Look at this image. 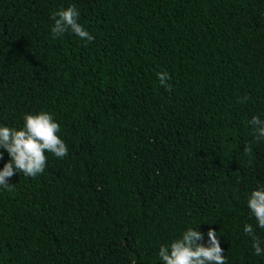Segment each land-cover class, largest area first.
Instances as JSON below:
<instances>
[{
	"label": "trees",
	"instance_id": "trees-1",
	"mask_svg": "<svg viewBox=\"0 0 264 264\" xmlns=\"http://www.w3.org/2000/svg\"><path fill=\"white\" fill-rule=\"evenodd\" d=\"M71 5L92 42L53 38ZM41 110L68 155L0 187V264H162L189 227L204 246L215 231L227 264H264L243 232L264 240L246 204L264 186L249 124L264 119V0H0V126Z\"/></svg>",
	"mask_w": 264,
	"mask_h": 264
},
{
	"label": "clouds",
	"instance_id": "clouds-1",
	"mask_svg": "<svg viewBox=\"0 0 264 264\" xmlns=\"http://www.w3.org/2000/svg\"><path fill=\"white\" fill-rule=\"evenodd\" d=\"M51 19L53 38L71 32L86 43L94 40V37L79 23V12L75 5L54 12ZM157 79L162 87L170 90L167 82L171 77L167 72L157 73ZM247 99V96L243 97V101ZM249 124L255 140L257 142L264 140V119L258 115L253 116ZM60 130V125L54 120L53 115L44 110L36 114H26L23 117V126L19 129L0 126V149L6 151L10 157V161L0 170V187L10 190L12 185L9 181L18 173L30 178L43 174L48 159L46 153L53 154L57 159L66 157L68 146L58 135ZM243 152L246 156L250 155L251 144L246 145ZM2 158L0 153V159ZM246 204L257 226L264 229V186L257 185V188L250 193ZM243 232L250 238L254 254L257 256L264 254V246H262L264 240L257 235L253 226L245 224ZM203 240L204 236L197 227H189L170 244L160 246L159 259L162 264H227L217 233L211 229L207 232V246L200 243ZM132 264H135V260Z\"/></svg>",
	"mask_w": 264,
	"mask_h": 264
}]
</instances>
